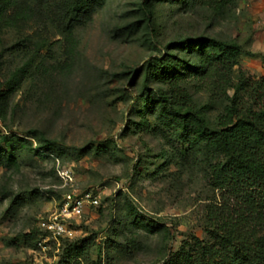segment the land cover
<instances>
[{"label": "rangeland", "instance_id": "rangeland-1", "mask_svg": "<svg viewBox=\"0 0 264 264\" xmlns=\"http://www.w3.org/2000/svg\"><path fill=\"white\" fill-rule=\"evenodd\" d=\"M140 2L104 0L78 28L74 49L47 22L32 21L25 35L0 28V92L30 58L11 47L26 35L31 48L44 39L51 43L0 106V143L19 163L16 170L0 166V264H63L75 242L85 248L82 264H89L85 257L101 264H163L184 243L207 239L208 206L219 193L208 185L207 167L186 158V146L166 137L158 111L145 108L141 96L162 83L148 82L146 89L144 68L163 57L169 43L207 36L237 41L239 68L254 80L264 77V0H154V37ZM174 87L209 121L226 124V90L213 74ZM3 137L11 138L9 146ZM86 193L100 204L73 221L72 238L41 236L40 221L67 195ZM130 200L165 227L149 232L129 224Z\"/></svg>", "mask_w": 264, "mask_h": 264}, {"label": "trees", "instance_id": "trees-1", "mask_svg": "<svg viewBox=\"0 0 264 264\" xmlns=\"http://www.w3.org/2000/svg\"><path fill=\"white\" fill-rule=\"evenodd\" d=\"M153 1L141 0L139 4L152 37L156 33ZM220 1H225L226 5L236 2ZM103 2L0 0V28L11 27L23 35L32 21L47 22L57 36L74 49L78 28L91 21ZM32 40V36L26 35L9 49L16 51L21 47L19 50L26 51L30 58L20 71L7 79L8 89L0 92V106L20 84L21 76L51 44L48 38L31 48ZM154 43L160 47L158 42ZM188 56L195 58L193 64ZM241 56L242 47L237 41L186 37L169 43L163 57L148 62L144 68L146 89H149L148 82L162 83L156 91L141 96L145 108L153 113L158 111L159 119L166 126L163 130L166 137L186 146V158L207 167L208 185L219 193L215 203L208 206L207 239L195 238L191 243H184L178 252H170L163 264H264V77L258 80L248 77L239 68ZM1 68L0 60V77ZM208 73L226 90L224 113L227 122L224 126L209 121L188 93L177 92L174 87L190 76L203 77ZM229 90L233 91L232 96L228 95ZM2 140L10 145L11 138L3 137ZM44 148L52 149L51 145ZM18 164L14 153L6 151L0 143V166L16 170ZM126 209L129 224L136 227L152 232L166 225L160 217L145 212L133 200L127 202ZM39 232L45 235L40 227ZM84 250L78 242L71 243L66 252L68 259L63 264H82ZM85 258L89 264H101Z\"/></svg>", "mask_w": 264, "mask_h": 264}, {"label": "built area", "instance_id": "built-area-1", "mask_svg": "<svg viewBox=\"0 0 264 264\" xmlns=\"http://www.w3.org/2000/svg\"><path fill=\"white\" fill-rule=\"evenodd\" d=\"M261 28L264 33V18L261 21ZM100 200L91 193L83 196L69 194L66 196L61 208L49 217L42 219L39 223L40 229L54 239L72 238L74 230L71 228L75 219L81 218L88 207L99 206ZM41 245V243H39Z\"/></svg>", "mask_w": 264, "mask_h": 264}]
</instances>
